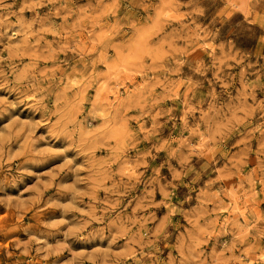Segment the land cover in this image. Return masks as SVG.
<instances>
[{
	"label": "rangeland",
	"instance_id": "obj_1",
	"mask_svg": "<svg viewBox=\"0 0 264 264\" xmlns=\"http://www.w3.org/2000/svg\"><path fill=\"white\" fill-rule=\"evenodd\" d=\"M243 263L264 0H0V264Z\"/></svg>",
	"mask_w": 264,
	"mask_h": 264
},
{
	"label": "bare ground",
	"instance_id": "obj_2",
	"mask_svg": "<svg viewBox=\"0 0 264 264\" xmlns=\"http://www.w3.org/2000/svg\"><path fill=\"white\" fill-rule=\"evenodd\" d=\"M237 213V212H236ZM231 216V215H230ZM14 233V232H13ZM12 234V233H11ZM242 263V262H241ZM244 264V263H243ZM249 264V263H248Z\"/></svg>",
	"mask_w": 264,
	"mask_h": 264
}]
</instances>
